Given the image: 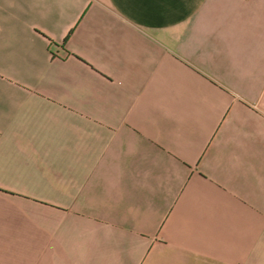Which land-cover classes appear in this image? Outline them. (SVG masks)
Listing matches in <instances>:
<instances>
[{
  "label": "crops",
  "instance_id": "obj_1",
  "mask_svg": "<svg viewBox=\"0 0 264 264\" xmlns=\"http://www.w3.org/2000/svg\"><path fill=\"white\" fill-rule=\"evenodd\" d=\"M0 264H264V0H0Z\"/></svg>",
  "mask_w": 264,
  "mask_h": 264
}]
</instances>
